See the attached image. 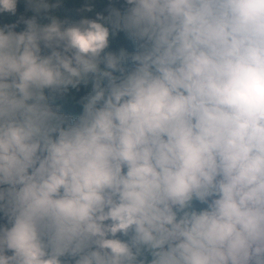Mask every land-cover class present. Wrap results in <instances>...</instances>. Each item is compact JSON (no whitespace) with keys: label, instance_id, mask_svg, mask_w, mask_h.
Instances as JSON below:
<instances>
[{"label":"clouds","instance_id":"clouds-1","mask_svg":"<svg viewBox=\"0 0 264 264\" xmlns=\"http://www.w3.org/2000/svg\"><path fill=\"white\" fill-rule=\"evenodd\" d=\"M24 2L0 26V264H264V0L46 24L59 0Z\"/></svg>","mask_w":264,"mask_h":264},{"label":"trees","instance_id":"trees-1","mask_svg":"<svg viewBox=\"0 0 264 264\" xmlns=\"http://www.w3.org/2000/svg\"><path fill=\"white\" fill-rule=\"evenodd\" d=\"M55 3L56 0H51ZM110 5L116 7L123 6V0H59V7L52 10L51 13H41L37 17L38 22L48 23L45 18L47 15L55 16L59 20H66L69 23L78 22L82 18L95 19L97 15H107V9ZM86 7H91V11H83ZM35 13L26 9L24 0H19L17 5V12L15 16L0 15V26L5 23H16L19 17L23 16L25 19L31 18ZM24 25L21 23L16 31L24 30ZM125 49L128 52L134 50L133 43L126 38L123 33H118L116 36L109 37V48L106 51L118 52L119 49ZM90 90L81 86V90L69 89V92L63 97H57L53 106H58L61 112L72 117L78 116L82 111V106L79 104L81 97L87 94ZM47 94V93H46Z\"/></svg>","mask_w":264,"mask_h":264}]
</instances>
